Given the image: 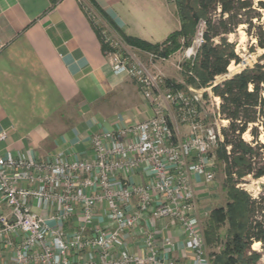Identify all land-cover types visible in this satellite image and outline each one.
<instances>
[{
	"label": "built area",
	"instance_id": "obj_1",
	"mask_svg": "<svg viewBox=\"0 0 264 264\" xmlns=\"http://www.w3.org/2000/svg\"><path fill=\"white\" fill-rule=\"evenodd\" d=\"M92 22L99 23L93 16ZM204 30L200 21L184 51L190 67ZM107 55L112 74L136 83L151 116L91 136L92 159L71 160L61 152L46 159L30 152L0 157V264H211L193 183L195 177L203 188L214 182L229 123L212 90L216 83L181 91L132 55ZM5 139L0 134V143ZM144 166L150 180L131 183ZM161 221L180 231V259L171 257L177 241L157 228ZM130 238L141 254L131 251Z\"/></svg>",
	"mask_w": 264,
	"mask_h": 264
},
{
	"label": "crops",
	"instance_id": "obj_2",
	"mask_svg": "<svg viewBox=\"0 0 264 264\" xmlns=\"http://www.w3.org/2000/svg\"><path fill=\"white\" fill-rule=\"evenodd\" d=\"M52 1L0 0V134L6 136L0 157L30 152L46 159L61 152L71 160L92 159L91 136L151 116L136 83L112 74L89 13L109 31L150 44L180 30L173 0ZM129 95L136 104L124 105ZM69 106L74 115L67 118L62 113ZM149 180L146 166L130 178L137 185ZM193 189L203 190L199 177ZM157 228L175 238L171 257L180 259L178 228L168 221ZM127 242L142 253L136 240Z\"/></svg>",
	"mask_w": 264,
	"mask_h": 264
},
{
	"label": "trees",
	"instance_id": "obj_3",
	"mask_svg": "<svg viewBox=\"0 0 264 264\" xmlns=\"http://www.w3.org/2000/svg\"><path fill=\"white\" fill-rule=\"evenodd\" d=\"M61 0H53L55 5ZM93 3L91 0H88ZM180 30L170 34L161 44H150L118 33L122 42L133 49L166 57L179 47V39H189L200 21L205 23L204 44L197 53L194 65L185 64V70L194 73L199 84L189 78L187 86L206 88L215 78L227 74V68L240 59L227 44L225 36L245 26L246 36L255 41V47L264 50V21L261 10L264 0H174ZM216 39L220 45H214ZM102 44V42H101ZM102 50L106 47L102 44ZM214 95L221 99V115L228 120L222 131L223 143L217 150V162L223 163L230 178L228 196L231 203L226 210H214L213 220L206 229L208 243L214 232L227 222L229 239L224 256L216 264H257L259 252L251 250L255 243L264 252V197L252 199L235 187L248 176L254 179L264 177V61L222 80L212 88ZM249 131L252 144L242 140ZM229 147V151H226ZM232 177L236 179L232 180Z\"/></svg>",
	"mask_w": 264,
	"mask_h": 264
},
{
	"label": "rangeland",
	"instance_id": "obj_4",
	"mask_svg": "<svg viewBox=\"0 0 264 264\" xmlns=\"http://www.w3.org/2000/svg\"><path fill=\"white\" fill-rule=\"evenodd\" d=\"M259 1L263 0H253L254 3H257ZM260 12L262 14V21H264V10H261ZM88 16L91 21L92 16L93 18L97 19L94 14H88ZM98 24L95 25V27L98 30V34L102 44L106 47L105 53L110 54L111 52H117L120 54L134 56L150 72L159 71L162 75L163 80L165 81V86L167 87H172L174 89L185 91V87L189 84V78H191L195 84H199V80L197 79L194 73L192 74L186 72L184 67L186 63H184V60L182 59L184 56V51L189 46V43L194 37L197 26H195L194 32L189 39L182 37L179 39V47L176 50L171 52L166 57H158L155 55L156 58L151 62L144 52H138V50L136 51V49L126 46L122 42L118 34H116L112 30L109 31L103 25ZM245 28V26H241L237 30H235V32L224 37L227 44L231 45L234 50V53L239 57L241 61L239 65H236L234 64V62H231V64L227 68V74L215 78L214 82L216 84L220 83L226 78L240 73L245 69L252 68L255 64L259 62L260 64L263 63L264 50L254 48L255 41L246 36ZM106 39L109 40L108 43H118V47H116L115 49L109 47ZM220 44L221 43L219 39H216L214 41V45ZM178 67L180 68V70L177 69ZM130 84L134 86L131 81ZM192 87L197 90L204 89H198L195 86ZM129 104H136V99L133 97V95L128 96V99L124 105ZM62 115H65V117L67 118L74 115V111H72V106H69L67 109H65ZM59 118L62 119V117ZM60 125L63 124L60 123ZM59 129H61V127H56L53 129V131H58ZM242 140L246 143L252 144V138L249 134V131L242 136ZM260 142L264 145V140L262 139V137H260ZM261 154L264 158V152H261ZM216 165L217 166L214 174V182L212 184L206 185L201 191V193L196 194L195 197L197 217L199 219L204 238L205 250L209 258L211 259V264H216L217 259L224 256L229 239V226L227 222L221 223L219 228H217L214 232L213 238H210L211 241L209 243L206 239L205 232L206 229L209 227L211 221L213 220V211L220 208L226 210L227 205L231 203L230 198L228 196L230 178L226 175L223 163L219 161ZM234 179H236V177H232V180ZM235 188L239 191L246 193L252 199H259L261 197H264V177L257 180L252 178L251 176L245 177L239 182V184ZM251 250L259 252L261 254V258L257 264H264V252L261 251L260 245L258 247L252 245Z\"/></svg>",
	"mask_w": 264,
	"mask_h": 264
},
{
	"label": "bare ground",
	"instance_id": "obj_5",
	"mask_svg": "<svg viewBox=\"0 0 264 264\" xmlns=\"http://www.w3.org/2000/svg\"><path fill=\"white\" fill-rule=\"evenodd\" d=\"M260 244L259 243H255L253 246H256V247H258Z\"/></svg>",
	"mask_w": 264,
	"mask_h": 264
}]
</instances>
